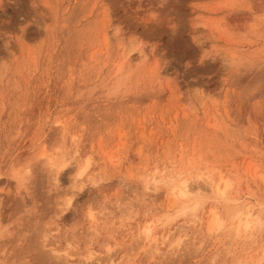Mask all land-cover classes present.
I'll use <instances>...</instances> for the list:
<instances>
[{"label": "rangeland", "instance_id": "1", "mask_svg": "<svg viewBox=\"0 0 264 264\" xmlns=\"http://www.w3.org/2000/svg\"><path fill=\"white\" fill-rule=\"evenodd\" d=\"M0 264H264V0H0Z\"/></svg>", "mask_w": 264, "mask_h": 264}, {"label": "bare ground", "instance_id": "2", "mask_svg": "<svg viewBox=\"0 0 264 264\" xmlns=\"http://www.w3.org/2000/svg\"><path fill=\"white\" fill-rule=\"evenodd\" d=\"M140 48V47H139ZM142 48V47H141ZM135 50V49H134ZM133 52V49H131L130 51H128V53H127V60L128 59H130L131 60V56L134 54V53H132ZM150 52H151V50H150ZM138 53H139V56L138 57H141V56H143L144 54H143V51H142V49L140 50L139 49V51H138ZM85 169H86V166L85 167H83L79 172H78V174H77V176L78 177H80V176H82V174H84V172H85ZM179 175V174H178ZM177 176V175H176ZM212 179V178H211ZM79 180V179H78ZM220 181V180H219ZM211 182V181H210ZM212 183V182H211ZM172 184V183H171ZM206 185H208V184H206ZM211 185V184H210ZM181 187L180 188H178V195H180V196H187L188 194H190V191H189V189L190 188H188V185H187V183H186V181H183L182 183H181V185H180ZM209 186V185H208ZM218 187V185L216 186V188ZM222 190H224V189H222ZM221 190V191H222ZM192 192V191H191ZM197 192V191H196ZM199 192V191H198ZM222 193V196H223V193H225V192H221ZM193 194H194V192H193ZM192 194V195H193ZM205 194V193H204ZM196 195V194H195ZM179 196V197H180ZM194 196V195H193ZM219 196V195H218ZM237 196V195H236ZM190 197V196H189ZM184 198V197H183ZM232 198V197H231ZM185 199V198H184ZM226 200H227V198H226ZM230 201H231V203H230V206L229 207H231V208H228V209H230L231 210V214L229 213V215H231V217H232V219L233 220H235L236 221V223L237 224H234L233 223V221H232V223L234 224V225H237V226H239V225H243V227L246 229L248 226H249V221H247V218L249 217V216H251V211H252V209L254 208L253 206H251L250 204L248 205V203H246V201H239V198H238V196L237 197H233L232 198V200L230 199ZM70 204V202L68 201L67 202V205H69ZM259 210V209H258ZM258 212V211H257ZM228 214V213H227ZM243 217V218H242ZM255 217V216H254ZM226 218H228V217H226ZM230 219V218H229ZM257 220V219H256ZM231 221V220H230ZM214 222V221H213ZM213 222H212V224H213ZM253 222V221H252ZM251 222V223H252ZM232 223H231V225H232ZM237 226H234V228L235 227H237ZM218 227H219V225H218ZM233 227V226H232ZM146 231H148V230H146ZM236 231H238V230H236ZM235 231V232H236ZM246 231V230H245ZM179 232V231H178ZM170 235V234H169ZM179 235V234H178ZM236 235V234H235ZM146 236H147V234H146ZM237 236V235H236ZM244 237V236H243ZM147 238V237H146ZM183 238V237H182ZM166 239V238H165ZM179 239V238H178ZM179 241V240H178ZM177 241V242H178ZM179 247V246H178ZM260 261V260H259ZM263 261V260H262ZM238 262V261H237Z\"/></svg>", "mask_w": 264, "mask_h": 264}]
</instances>
